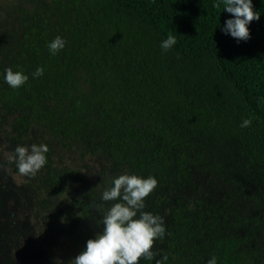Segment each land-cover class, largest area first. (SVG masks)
<instances>
[{
	"label": "trees",
	"instance_id": "trees-1",
	"mask_svg": "<svg viewBox=\"0 0 264 264\" xmlns=\"http://www.w3.org/2000/svg\"><path fill=\"white\" fill-rule=\"evenodd\" d=\"M215 2L50 0L42 14L24 12L0 56V109L16 115L22 131L39 123L55 144L94 148L118 167L148 173L176 162L189 174L195 154L193 167L212 170L206 150L171 125L176 117L191 137L234 139L264 173V0H253L261 16L239 43L222 31L232 14ZM169 32L177 42L164 50ZM57 35L66 44L51 55L46 43ZM37 66L45 71L33 78ZM8 67L29 80L9 87L2 79ZM247 117L251 125L240 127ZM173 217L187 233L190 215L176 209ZM199 234L197 245H170L178 260L207 264L214 255L217 264H260L248 236L219 234L217 223L204 221Z\"/></svg>",
	"mask_w": 264,
	"mask_h": 264
},
{
	"label": "rangeland",
	"instance_id": "rangeland-1",
	"mask_svg": "<svg viewBox=\"0 0 264 264\" xmlns=\"http://www.w3.org/2000/svg\"><path fill=\"white\" fill-rule=\"evenodd\" d=\"M50 7V0H0V56L4 45L18 36L24 12L42 14ZM15 121L16 115L0 109V264H68L88 239L102 231L100 221L113 201H100V194L113 177L125 172L156 177L157 186L145 198L144 210L163 217L166 229L164 237L153 245L154 259L141 258L140 264H155L163 255L168 256L165 264H192L178 260L170 245L176 239H182L185 247L189 241L200 243L202 221L217 223L219 234L237 232L250 237L260 264H264V173L239 152L234 139L191 137L176 117H171V125H177L185 139L206 150L213 169L193 167L195 154H190L189 174L177 171L176 162L169 169L146 173L127 165L118 167L101 153H94V148L70 145V150L66 149L53 142L45 126L37 123L25 132ZM33 143L51 148L46 153L47 163L35 175H21L10 156L18 144ZM176 209H184L191 217L183 222L189 227L187 233L175 227ZM192 231L195 235L191 238L188 234Z\"/></svg>",
	"mask_w": 264,
	"mask_h": 264
},
{
	"label": "clouds",
	"instance_id": "clouds-1",
	"mask_svg": "<svg viewBox=\"0 0 264 264\" xmlns=\"http://www.w3.org/2000/svg\"><path fill=\"white\" fill-rule=\"evenodd\" d=\"M231 13L226 19L222 31L236 38L237 42L250 38L249 25L260 19V12L254 10L253 0H216L213 5ZM177 42L171 32L161 41V48L170 49ZM66 41L60 35L46 43L51 55H56L65 47ZM45 68L37 66L32 77L44 74ZM2 79L11 88L24 85L29 76L23 71L8 67L3 70ZM264 100V98H260ZM252 123L250 117L242 118L240 127H248ZM48 145L45 143L29 145L18 144L10 156L19 174L35 175L46 163ZM155 176H141L135 173H122L112 178L110 186L100 194V201H113L103 213L100 223L101 232L86 241L85 248L71 259L68 264H140L141 258L152 261V251L157 239L165 235L163 217L145 211V198L156 188ZM100 207V205H97ZM167 255L155 260V264H165ZM207 264H217V257L212 256Z\"/></svg>",
	"mask_w": 264,
	"mask_h": 264
}]
</instances>
